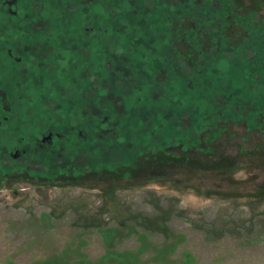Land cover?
<instances>
[{
  "label": "rangeland",
  "instance_id": "rangeland-1",
  "mask_svg": "<svg viewBox=\"0 0 264 264\" xmlns=\"http://www.w3.org/2000/svg\"><path fill=\"white\" fill-rule=\"evenodd\" d=\"M65 3L66 75L14 100L65 137L0 143V264H264V0Z\"/></svg>",
  "mask_w": 264,
  "mask_h": 264
},
{
  "label": "flooded vegetation",
  "instance_id": "flooded-vegetation-1",
  "mask_svg": "<svg viewBox=\"0 0 264 264\" xmlns=\"http://www.w3.org/2000/svg\"><path fill=\"white\" fill-rule=\"evenodd\" d=\"M65 2L66 0H0V143L4 142L3 147L7 150L12 149L10 156L13 159H27L28 163L33 164L34 157H39L38 154L49 146H57V142L65 137V129L60 128V125H53L55 128H51L44 123L47 121L45 119L44 122L37 119L35 121V118L42 114V109H45L43 104L39 105L38 101L33 100L30 109L33 115H24V107L22 108L17 100L14 101L17 96L24 94L40 95L42 89L45 93L52 90L55 92L60 85L55 81V74L62 73L63 77L66 75L63 69L59 73L53 69L50 71L43 66V61L39 60L49 49L62 50L64 57L65 49L61 48H65L64 37L68 32L64 23L67 15ZM97 14L96 8L89 13L92 17L91 24L93 19H97ZM96 23L98 24V21H95V25ZM77 27L78 25H75L69 29L70 36H73ZM92 30L97 35L96 28ZM52 57H56V53ZM92 58L97 61L95 52ZM22 75L25 77L23 83L19 81ZM25 124L29 125L28 128H22ZM23 129L28 134L20 135L24 137L14 144V131L17 134L21 131L23 133ZM79 134L82 135L83 132L79 131ZM32 150L36 155L31 156ZM43 159L47 160L46 157ZM29 167L20 166L18 172H28Z\"/></svg>",
  "mask_w": 264,
  "mask_h": 264
}]
</instances>
